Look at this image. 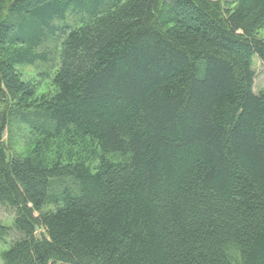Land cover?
<instances>
[{
	"label": "trees",
	"instance_id": "trees-1",
	"mask_svg": "<svg viewBox=\"0 0 264 264\" xmlns=\"http://www.w3.org/2000/svg\"><path fill=\"white\" fill-rule=\"evenodd\" d=\"M9 2L2 264H264V0Z\"/></svg>",
	"mask_w": 264,
	"mask_h": 264
},
{
	"label": "rangeland",
	"instance_id": "rangeland-1",
	"mask_svg": "<svg viewBox=\"0 0 264 264\" xmlns=\"http://www.w3.org/2000/svg\"><path fill=\"white\" fill-rule=\"evenodd\" d=\"M9 1L11 2L12 0H0V7L3 3ZM61 23V27L67 26L66 22ZM69 23H73V19L71 17L68 18V24ZM54 25L58 27L60 24L58 22H55ZM257 37L264 40V29L260 30L257 33ZM252 67L255 73L253 91L255 92V94H259L261 92H264V64L258 59L256 55L252 57ZM21 73L22 78L26 82H29L30 84H34L36 86L37 94H45L52 91L50 82L51 78L40 77L36 74L34 68L23 69L21 70ZM2 140L9 150V153L12 154H26L34 143L29 132L27 131V128H24L23 126H20L16 123L8 124ZM13 218V210L0 205V224L11 227ZM16 238L17 235L12 232L11 237L7 241L8 243L4 246H0V252L6 250L9 247V244ZM0 264H2L1 257Z\"/></svg>",
	"mask_w": 264,
	"mask_h": 264
}]
</instances>
